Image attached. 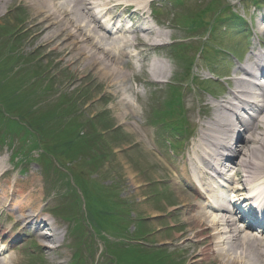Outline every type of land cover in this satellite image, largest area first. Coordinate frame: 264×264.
<instances>
[{"label": "rangeland", "instance_id": "374dc122", "mask_svg": "<svg viewBox=\"0 0 264 264\" xmlns=\"http://www.w3.org/2000/svg\"><path fill=\"white\" fill-rule=\"evenodd\" d=\"M180 2L177 9L174 0H161L155 5L161 12L159 19L167 24L161 28L166 36L160 42L166 45L160 57L170 64V72L164 78L169 84H151L154 79L150 75V63L154 57L151 54L143 68L135 62V72L125 88L137 91L139 98L124 94L123 97L133 106L129 112H122L120 106L114 104L115 99L107 94L105 85L95 75V69L82 71L71 62H61V57L54 53L55 47L36 50L35 46H30L31 37L25 32L26 28L18 29L29 18L24 7L11 3L0 15V84L10 86L8 93L0 91V103L6 107L8 114L5 115L10 116L4 120L0 112V174L4 173L0 187L7 181L32 182L41 199L33 209L55 216L64 238L60 243H47L56 248L62 244L61 248L40 253L37 239L31 237L29 231L24 233L19 228L17 241L7 236L2 241L6 249L4 255L16 256L15 264H76L77 255H73L72 244L73 249L80 247L85 254H96L93 259L84 258L83 254L80 260L85 261L84 264H111V260L114 264H162L158 256L140 251L134 244L125 247V241L113 244L132 232L135 237L143 235L144 247L165 255L167 263L219 264L215 257L201 259L197 252L191 255L184 249L185 244L195 243L191 235L189 240L179 238L188 228L183 217L192 213H184L180 207L171 175L173 169L178 173L183 170L180 163L188 158L191 139L210 116L204 105L210 108L214 98L227 96L233 86L226 77L239 68L237 62L245 63L251 52L258 50V40L264 41V34L260 36L257 30V26L264 23V0ZM214 4L217 7L214 8ZM231 8L236 18L228 17ZM203 9L206 12L200 13ZM169 11L174 14L169 15ZM198 12L199 16L196 15ZM202 14L207 15L202 17ZM185 37L191 39L184 40ZM171 41L176 43L171 45ZM169 45L182 46L170 50ZM10 47L15 48V52L11 53ZM18 55L23 59L17 60ZM194 59L191 80L189 72ZM26 60L31 62L21 64ZM7 66H11L12 73ZM35 66L41 67V71L32 72ZM212 76H225L226 79ZM12 84L26 90L25 104L32 105L33 114H25L27 108L20 109L11 101L6 102L5 99H10L9 92L14 93ZM33 86L35 89L31 88ZM168 95L170 100L181 97L190 126L182 138L167 137L173 145L179 143L172 147L165 143V138L157 136V130L148 121L150 113L160 109ZM61 99L66 100L67 105L63 107L71 114L68 112L60 119L57 112ZM20 116H26L29 126L39 123L34 126L36 134L30 129L25 133L13 127L16 117ZM86 119L92 121L84 124ZM83 127L88 131L82 130ZM94 131L97 136L87 144L95 145L102 161L89 156L91 152L86 157L91 162H99L83 167V163L77 161V166L73 163L72 168L69 164V168H64L68 178H64L60 170L52 171L53 159L65 156L74 141L90 140L84 136L90 132L95 135ZM78 133L81 136H77ZM31 148L33 151L29 154ZM45 148L56 153L54 157L46 156ZM17 150L30 160L21 158L16 166L14 156ZM185 168L188 176L194 175L189 165L186 164ZM68 180L71 185L67 186ZM134 181L138 183L134 185ZM186 194L192 198V204L197 203V194L193 191H186ZM11 225L6 212L0 210V229ZM207 244L206 239L201 248Z\"/></svg>", "mask_w": 264, "mask_h": 264}, {"label": "bare ground", "instance_id": "6f19581e", "mask_svg": "<svg viewBox=\"0 0 264 264\" xmlns=\"http://www.w3.org/2000/svg\"><path fill=\"white\" fill-rule=\"evenodd\" d=\"M153 1L0 0V15L11 3L24 7L29 18L20 24L18 29L26 28L25 32L31 37L29 45L35 46L36 50L55 47L54 53L61 57V62H71V65L79 66L82 71L87 68L95 69V75L105 85L107 94L115 99L114 104L119 105L122 112H129L133 110V106L123 97L124 94L139 98L137 91L125 88L131 74L135 72L134 61L143 68L148 54L159 53V45L153 44V39L161 40L166 36L159 28L144 25V21L151 17L149 8ZM96 8L102 9L97 13L103 12L108 17L106 24H101L93 13V9ZM121 8L125 12L131 8V12L128 15L119 12ZM122 15L127 16V19L141 21V25L126 27ZM263 28L261 26L259 31L262 32ZM130 49L135 51V55ZM251 58L259 64L264 55L259 52L253 53ZM154 62L156 67H153L151 74L165 78L170 72L169 62L159 57ZM237 71L243 72L246 80L235 79L233 91L229 92L224 101L212 104L211 108L204 105L207 109H212V115L218 110L226 111L227 107H232L233 102H238L243 95L242 88L249 87L252 83L254 86L256 83L246 68L241 67ZM255 91L254 103L261 105L258 107L252 103L242 105L244 110L253 111L248 120L237 119L233 128L218 126L212 118L204 121L196 139L189 147L188 158L180 163L183 170L178 173L173 169L171 175L179 196L180 207L184 213H192L183 217V222L188 228L179 238L189 240L192 236L195 243L185 244L184 249L191 255L197 252L201 259L215 257L219 264H264V230L250 232L248 228L249 231L240 232L237 228V218L233 217L242 206L251 205L252 200L244 197L246 191L262 190L260 193L257 192L256 197L260 196L259 202L264 203V87L257 86ZM144 144L147 145L148 142L145 141ZM219 147L224 148L222 154L225 158L216 159L218 162L209 165L213 167L200 173L199 178L207 185L216 184V179L222 178L223 186L217 185V189L223 194L228 189L232 194V202L213 195L209 196L211 205L199 202L192 204V198L182 187L181 179L185 176V165L188 164L197 172L198 165L206 162L205 156L213 157ZM2 178L3 174H0V180ZM137 183L134 181V185ZM34 187L32 182H4L0 187V210H4L12 221L10 227L12 229L33 226L32 235L37 239L36 246L39 252L48 253L47 249H54V246L47 243H60L63 236L54 233L57 230L54 225H48L41 220L39 209H33L41 200ZM193 189L196 190L194 186ZM251 212L255 215L253 210ZM251 212L250 218H253ZM238 214H241L240 219H245L241 211ZM10 228L5 231L0 229V234L12 236ZM240 233L243 235L240 236ZM206 239L208 244L201 248ZM4 253L0 252V264L17 262L16 256L7 257Z\"/></svg>", "mask_w": 264, "mask_h": 264}]
</instances>
